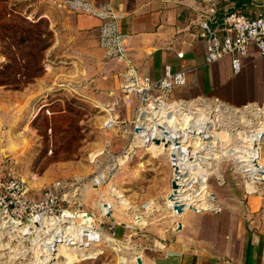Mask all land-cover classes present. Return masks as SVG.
Wrapping results in <instances>:
<instances>
[{"label": "rangeland", "instance_id": "374dc122", "mask_svg": "<svg viewBox=\"0 0 264 264\" xmlns=\"http://www.w3.org/2000/svg\"><path fill=\"white\" fill-rule=\"evenodd\" d=\"M80 1L0 0V161L4 162L8 176L25 182L33 199H39L56 183L73 185L60 202V207L66 210L65 216L53 217L56 221L41 222L25 232L17 231L28 233L25 236L31 235L29 239L5 237L9 245L0 247V264H37L47 257L52 261L58 240L67 241L69 250L58 253L57 260L46 264H140L138 257L149 255L150 258L152 248L157 249L156 246H164L170 241L169 238H166L167 242L161 240L163 228L158 226L166 222L167 217L151 215L146 226H129L132 223L144 225L146 221L135 215L147 214V209L153 207V202H143L149 192L145 191L147 187L137 184L135 164L114 167L111 175L108 174L112 155H117L125 143L119 134L124 122L107 127L110 113L101 106L103 100L95 86L88 87L89 70L98 66L99 53L101 49L104 51L99 37L103 22L94 16L100 21L98 26L85 24L86 30L80 28V21L93 16L78 6ZM107 1L110 0L80 3L91 2L94 9H99ZM256 63L257 67L248 73V78L245 75V81L258 86L257 90H239L240 74L236 77L238 80L226 86L225 99L219 93L214 95L234 103L245 97L258 98L262 101L260 104L264 103V58ZM191 94L197 92L191 91ZM219 107L225 112L226 109L231 111L230 107L220 103L214 109L219 111ZM211 111V108L207 110L208 113ZM242 119L244 121L246 117ZM221 136L222 140L231 139L224 134ZM234 136V141L243 140L237 145L245 149L246 140ZM260 152L258 161L264 168V144ZM234 164L230 160L221 161L217 171L226 169V173L218 176L226 183L207 184L205 198L198 197L200 184L188 185L190 190L179 187L176 201L183 204L189 199H201V203L210 200L212 207L200 211L207 213L228 211L231 206H237L235 201L241 196H257L264 204V183H258L264 176L235 173ZM101 174L103 183L94 185V178ZM114 187L122 192V197L113 192ZM251 188L253 192L249 191ZM184 199V202L180 201ZM168 201V207L175 215ZM108 206H111V212L115 206L113 218L111 214H104V207ZM85 213L92 215L89 227L95 226L99 232L85 241H78L73 235L89 224L82 218ZM63 218L68 219L65 227H62ZM71 242H77V248ZM87 242L90 248L83 245Z\"/></svg>", "mask_w": 264, "mask_h": 264}, {"label": "crops", "instance_id": "0c3cea01", "mask_svg": "<svg viewBox=\"0 0 264 264\" xmlns=\"http://www.w3.org/2000/svg\"><path fill=\"white\" fill-rule=\"evenodd\" d=\"M239 2V7L245 3L243 0ZM85 4L93 6L91 2ZM106 4L120 16L121 31L128 35L127 61L107 59L100 48L98 66L89 70L87 75L88 87L95 86L100 93L99 98L103 100L101 106L106 107L110 113L107 121L109 118H122L121 122H127L134 113L133 106H124L122 110L116 109L115 112L109 110L114 102L112 94L121 95L120 85L127 72L128 61L136 67L140 76L155 80L163 77L167 66L174 72H185L187 85L176 92V96L181 98L213 96L222 99L214 95L219 93L225 99V88L233 80H238L236 77L240 74L239 90L259 88L245 81V75L248 78V73L257 67L256 61L263 59L256 53L247 58L244 71L239 75L233 74L229 59L213 65L206 63V40L199 23L210 15L221 16L226 9L232 7L223 0H110L104 5ZM247 6V12L252 17H257L264 11V0ZM88 17L80 21V28L86 30L83 26L85 24H100L99 18ZM97 45L99 46L98 43ZM191 91H196L198 95L191 94ZM224 99L222 101L235 107L262 102L258 98L246 97L235 103ZM120 138L123 141V137ZM110 148L112 150V144ZM133 163L137 184L147 187L145 191L149 192L143 202L146 204L151 201L153 207L151 210L147 209V214L141 212L135 215V218L139 216L146 221L144 225L132 223L129 226L144 227L149 224L151 215L157 218L167 217V221L158 226L163 228L160 231L164 235L161 240L167 242L166 238L170 239L164 246L152 248L150 258L149 255L138 257L140 264H264V204H261L259 197L241 196L240 200L235 201L237 206H231L232 209L228 211H188L179 216L174 215L167 204L174 182V170L167 157H155L151 153L139 151L127 165ZM113 164L114 161L111 160L107 167L110 175ZM218 172L225 175L226 169ZM224 183L226 182H217L214 178L204 182L208 185ZM110 214L112 218L115 216V206Z\"/></svg>", "mask_w": 264, "mask_h": 264}, {"label": "built area", "instance_id": "2783aa9c", "mask_svg": "<svg viewBox=\"0 0 264 264\" xmlns=\"http://www.w3.org/2000/svg\"><path fill=\"white\" fill-rule=\"evenodd\" d=\"M223 1L232 7L226 9L221 16L210 15L199 23L206 40L205 60L207 65H213L229 59L233 74L239 75L252 53L264 58V11L257 17H252L247 12V5H254L258 0H247L248 4L241 7H237L239 0ZM78 6L103 22L99 37L100 46L104 49L106 58L127 61L128 35L121 31L120 16L112 7L106 4L99 9H94L92 5H83L80 2ZM127 65V72L123 75L120 85L121 95L112 94L114 102L109 110H122L124 106H133L134 113L130 120L120 125L119 134L125 143L117 155H112L113 167L127 165L139 151H144L155 157L166 156L174 170L173 178L177 184L182 182L184 184L180 185H195L193 183L202 185L214 177H217L214 178L215 181L223 182V178L218 176L221 174L218 173L217 167L221 165V161L233 160L224 155H221L219 160L214 158L212 152L215 150L219 155L221 151L227 149L242 152L244 149L237 144H242L239 141L243 142V140L234 141V135L246 140L244 148L251 150V142L255 139L256 132L260 130L261 125L264 126L262 122L264 114L256 117L247 111L244 117L251 122L244 120L245 124L242 114H236L233 110L256 103L235 107L218 98L204 100V97L191 99L177 97V90L187 85L185 72H174L167 66L163 77L155 80L148 76H140L131 62L128 61ZM221 102L227 108L230 107L231 111L221 113L215 110L217 103ZM193 103L203 106V114L200 110L193 108ZM206 105L213 110L212 114L209 115ZM260 109H264V103L259 104L258 109L252 110L256 113V111L261 112ZM120 122L119 118H109L106 126L114 127ZM222 134L231 139L222 140ZM214 137H216L215 140ZM258 140H260L258 142L260 146L258 144L253 146L263 148L264 133L258 137ZM185 156L192 165H183L180 170L177 162ZM244 171V168L239 169L235 165V173L249 176L248 172L251 170ZM214 172L217 176L212 175ZM100 177L101 175L94 178V185L103 183L104 180ZM258 183H264V181H258ZM72 189L73 185L56 183L39 199H33L25 182L8 176L4 162L0 161V247L9 245L5 239L7 236H11L12 240L15 236L21 240L31 237V235L25 236L28 233H18L17 227L37 223L42 216L56 218L65 216L66 210L60 207V202L63 200L64 193ZM4 222L7 224L2 225ZM63 222L62 227H65L68 219ZM20 236L23 238H19Z\"/></svg>", "mask_w": 264, "mask_h": 264}, {"label": "bare ground", "instance_id": "6f19581e", "mask_svg": "<svg viewBox=\"0 0 264 264\" xmlns=\"http://www.w3.org/2000/svg\"><path fill=\"white\" fill-rule=\"evenodd\" d=\"M200 103V102H199ZM197 104V105H194L195 103H193V108L195 109H197V110H200L201 112L200 113H202L203 114V106H200V104ZM220 104H223L222 102L220 103ZM206 106H208V105H206ZM250 107H258V104L256 103L255 105H249ZM205 107V106H204ZM258 109V108H257ZM203 110V111H202ZM262 111H264V109H262ZM210 114H212V112H210L209 113V115ZM261 131H264V126L263 125H261V128H260V130H258L257 132H261ZM256 132V133H257ZM262 134V133H261ZM260 134V135H261ZM257 135H258V133H257ZM259 135V136H260ZM215 140V139H214ZM260 140H257L256 141V143L257 142H259ZM258 144V143H257ZM260 144V143H259ZM258 144V145H259ZM228 150V149H227ZM223 151H226V150H223ZM223 151H221V153H220V155H219V153L216 151L215 152V150H213V152H212V155H214V158H219V160L221 159V155H224L223 154ZM229 152H231V155H230V153H227V154H229V155H226V157L228 158V157H230V158H228V159H231V160H233L234 161V163H235V165H236V163H237V161L235 160V156H237V155H239L241 152L240 151H233V150H228ZM261 153L262 152H260V147H257V150H256V152H255V154H253V157L251 156V155H247L249 158H241L240 160H239V163L236 165V167L237 168H239V169H243L244 168V170L245 171H249V170H251V172H249V173H251V174H260L261 176H264V168H262V164H261V162L260 161H258V159H260V156H261ZM225 156V155H224ZM188 159V157L187 156H185V158H183V159H181L179 162H177V165L179 166V168H180V170L183 168L182 166L183 165H185V166H191L192 165V162H190V161H188L187 160ZM252 159V160H251ZM256 171V172H255ZM101 176L103 177V174H101ZM103 179V178H102ZM262 180V179H261ZM262 181H264V180H262ZM248 185H252V184H248ZM181 186V189H186V188H188V185H180ZM179 186V187H180ZM190 186V185H189ZM193 186V185H192ZM190 188V187H189ZM188 188V189H189ZM191 189V188H190ZM189 189V190H190ZM206 190H207V184H202V185H200V188H199V190H197V191H199V193H198V197L200 198L201 196L202 197H204L205 196V193H206ZM254 191V189L253 188H251V189H249V191L251 192V191ZM252 191V192H253ZM113 192H116V194H119V196L120 197H122L123 195H122V192L121 191H119L118 189H116L115 187L113 188ZM171 193H172V188H171ZM208 193V192H207ZM207 195V194H206ZM205 198V197H204ZM212 198H214V197H212ZM168 202H170V204L172 205V207H173V209H174V207H175V205H180V206H182L183 207V213L184 212H186V211H188V210H192V211H194V212H197V211H205V210H207V209H209V208H211L212 207V202H210V200H207L206 202H203V203H201V199H197V200H194V199H192V200H190L189 199V201H187V202H185V203H183V204H181L180 202H178V201H176V197H175V199L174 200H170L169 199V197H168ZM213 200V199H212ZM211 200V201H212ZM181 202H184L185 201V199L184 200H180ZM123 202H125V201H123ZM199 202H200V204H199ZM105 208V210H104V214H107L109 211L111 212V206H108V207H104ZM174 211H175V215H181V214H183V213H178V211H176L175 209H174ZM67 213H70V212H67ZM75 215H78V216H81L79 213H74ZM90 216V217H89ZM91 216L92 215H90V214H88V216H84V217H82L83 218V220H84V222H89V224H88V227L87 228H85V229H81L80 230V232H78L77 231V233L76 234H74L73 236L75 237V239L76 240H83V241H85V239H87L88 237H93V236H95L98 232H97V230L96 229H93V228H90L89 226L91 225V223H92V218H91ZM89 217V218H88ZM43 218V219H42ZM42 219V220H41ZM51 221V222H54V221H56V218H53V217H47V216H42L40 219H38V222L37 223H32L31 225H29V226H23V227H17L16 228V230L18 231V232H25V231H27L30 227H34V226H38L41 222H42V224H44L45 222H47V221ZM66 219H64L63 221H65ZM7 223L6 222H4L2 225H6ZM181 226V225H180ZM40 230V229H39ZM88 232V234H83V232ZM78 234V235H77ZM56 240V239H55ZM41 241V239H39V242ZM58 242H59V244L56 246V249H57V253H56V255L53 257V260H57V258L59 257V254L58 253H63V252H66L67 251V249L68 248H66V246H68V242L67 241H64V240H58ZM77 243V242H76ZM76 243L74 242V243H70V244H73V245H75L76 247L75 248H77V245H76ZM80 243L82 244V242L80 241ZM78 244V243H77ZM83 245H85V247L87 248V247H89L90 246V243L89 242H87V243H85V244H83ZM72 246V245H71ZM70 247V246H69ZM73 248V247H72ZM69 250V249H68ZM68 252V251H67ZM71 253V252H70ZM69 253V254H70ZM67 254V253H66ZM71 255V254H70ZM76 259V258H75ZM53 260L51 261L50 259H49V257H47V258H45V259H41V260H39L38 261V263L37 264H46L47 262H51V263H53ZM71 261H72V259H71ZM70 261V262H71ZM69 264V263H68Z\"/></svg>", "mask_w": 264, "mask_h": 264}, {"label": "flooded vegetation", "instance_id": "af4514ba", "mask_svg": "<svg viewBox=\"0 0 264 264\" xmlns=\"http://www.w3.org/2000/svg\"><path fill=\"white\" fill-rule=\"evenodd\" d=\"M259 106V105H258ZM207 110H209L210 108L207 106ZM220 108V107H219ZM258 107H250V106H248V107H242V109H234L233 111L237 114V113H241L243 116H245L244 114L245 113H247V111H250L251 113H253L254 115H256V117H258L259 116V114H264V111H262V109H260L261 110V112H258V111H256V113H254L253 112V110L254 109H257ZM253 109V110H252ZM228 112H230V110H228V109H226ZM219 111H223L224 113H225V111H224V109L223 110H221V108L219 109ZM212 112V111H211ZM243 116H242V118H243ZM247 120V119H246ZM247 122H248V120H247ZM249 122H251V121H249ZM248 122V123H249ZM257 133H258V135H257ZM256 133V135H255V139H253V142H251V147H250V149L251 150H248V148L247 149H244L239 155H237V156H235V160L237 161V163H236V165L239 163V160L242 158H249L247 155H251L252 157H253V154H255V152H256V150H257V147H259V146H253V144H257L256 143V141L258 140V137H259V135L261 134V133H264V131H261L260 133L259 132H257ZM219 138H221V136H218ZM214 139H216V137H214ZM248 139V138H247ZM227 153H230V155H231V152H229L228 150H226V151H223V154L226 156V155H229V154H227ZM228 158H230V157H228ZM252 160V159H251Z\"/></svg>", "mask_w": 264, "mask_h": 264}, {"label": "water", "instance_id": "95a60500", "mask_svg": "<svg viewBox=\"0 0 264 264\" xmlns=\"http://www.w3.org/2000/svg\"><path fill=\"white\" fill-rule=\"evenodd\" d=\"M179 184H177L176 182H173L172 183V193L169 195V199L170 200H174L175 199V197H176V194L178 193V190H179ZM174 209L176 210V211H178V213H183V207L182 206H180V205H175V207H174ZM86 214V213H85ZM88 214H90V213H88ZM107 215L109 216L110 215V211L107 213ZM86 216H88L87 214H86ZM90 217V216H89ZM88 217V218H89ZM94 227V228H93ZM92 228L93 229H95V226H92ZM83 234L85 235V234H88V232H83ZM139 263H141V261H139Z\"/></svg>", "mask_w": 264, "mask_h": 264}, {"label": "trees", "instance_id": "16d2710c", "mask_svg": "<svg viewBox=\"0 0 264 264\" xmlns=\"http://www.w3.org/2000/svg\"><path fill=\"white\" fill-rule=\"evenodd\" d=\"M239 1H242V0H239ZM237 2V7H239V4L238 3H240V2ZM245 3H243L242 5H240V6H244L245 4H248V1L247 0H243Z\"/></svg>", "mask_w": 264, "mask_h": 264}]
</instances>
